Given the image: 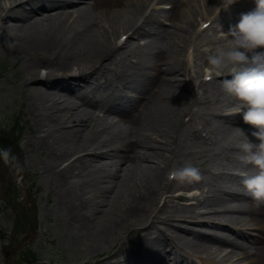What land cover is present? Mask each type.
I'll return each mask as SVG.
<instances>
[{
    "label": "bare ground",
    "instance_id": "obj_1",
    "mask_svg": "<svg viewBox=\"0 0 264 264\" xmlns=\"http://www.w3.org/2000/svg\"><path fill=\"white\" fill-rule=\"evenodd\" d=\"M151 1L0 0V51L22 59L26 76L19 85L28 94V112L35 127L43 133L39 136L46 148L45 170L50 184L58 187V204L66 210L69 227L74 224L95 238L104 239L116 228L134 234L131 254L124 261L110 248L97 254L93 244L91 253L103 255L100 263L195 264L192 255L202 253L211 256L209 264H218L214 258H228L236 248L245 255L247 264H264V204L260 202L264 201V152L256 150L263 156L258 162L243 155V151L253 153L252 147L257 148L255 139L239 137L237 150L232 149L236 156H231L239 172L220 173L217 183L209 179L195 181L198 173L188 171L181 163L186 149L184 109L178 113L170 100L178 101L175 105L184 99L198 102L186 86L192 79L181 58V48L197 35L192 29L200 11L193 7L200 0H158L159 4H169V8L160 12L152 8L139 19ZM260 1L264 3L252 0L240 11H228L236 6L232 5L213 21L215 28L228 31L230 38L241 36L237 45L249 46L252 56L241 57V62H251L257 52L264 51V14L249 11ZM213 3L215 6L216 0H203L201 18L205 21L210 20ZM159 16L169 25L164 26ZM126 31L130 33L116 44L117 34ZM141 36L147 38L141 60L130 65L121 61L107 72L98 73L104 71L106 62L111 65L116 55L120 58V47L130 53L143 47L138 38L134 39ZM221 39L206 43L217 45ZM236 53L229 46L222 49V55L230 58L236 59ZM233 65L228 62L225 68ZM41 69H45L44 74ZM113 76L122 83L112 84ZM252 76L231 72L223 82H217L218 87L236 92L240 98L264 91V81L252 82ZM246 78L248 85L244 83ZM128 85L135 90L132 97L124 91ZM258 98L264 100V95ZM94 107L113 114L120 126L85 132L86 124L98 118ZM253 115L221 114L215 120L221 134H243V126L248 124L262 129V123H253ZM193 135L201 142L205 140L196 129ZM111 165L116 169L110 171ZM165 167L167 176L163 175ZM174 170L175 181L168 178ZM255 171L261 175L263 187L258 188L251 218L263 236L253 238L250 244H240L229 239L230 230L223 221H241L243 198L247 197ZM196 182L197 190L188 195L178 214L159 215L174 197L170 194L174 187L189 191ZM156 223L162 226L156 227ZM225 246L231 249L225 252ZM246 247H251V252ZM105 256L117 259L105 261ZM87 262L89 259L84 260Z\"/></svg>",
    "mask_w": 264,
    "mask_h": 264
},
{
    "label": "rangeland",
    "instance_id": "obj_2",
    "mask_svg": "<svg viewBox=\"0 0 264 264\" xmlns=\"http://www.w3.org/2000/svg\"><path fill=\"white\" fill-rule=\"evenodd\" d=\"M196 10L194 13H197ZM202 10L203 8L199 6L200 14ZM215 36L216 29L211 28L191 39L190 44L193 45L194 50L190 46L193 50L192 60L188 62L192 64V66L189 65L192 70L199 71L198 79L197 76L195 78L196 82L199 78L201 79L204 62L208 63L209 57L208 48L204 49L205 44L200 43L216 40ZM199 40H201L200 43ZM228 44L229 40H224L217 44L218 47H215V54L220 64L226 63L229 59L219 55L222 47ZM185 45L181 48L182 59H184ZM21 63V58L0 51V131L7 132L9 135L7 146L0 150V264H105L99 262L103 255H97L103 248H110L112 252L116 251L117 257L123 261L131 254V238L134 234L123 233L120 228H116L107 233L103 239L95 238L85 230L80 231L74 224L69 227L66 210L63 205L58 204L56 198L55 190L58 187L50 184L48 172L45 170L46 148L43 139L39 136L43 133H39L35 127L28 112V94L19 85L26 76ZM212 70L220 73L217 66ZM41 72L44 74L45 69H41ZM196 94L198 102L184 99L182 103L180 101L179 105H175L178 101L170 100L171 105L178 108V113L182 109L189 111L182 116V125L186 129H184L186 149L181 156V163L184 166L189 164L195 169L203 168L205 170L203 175H199L203 178L205 174V179L211 173L215 176L218 172L238 171L235 169L237 163L231 158V156H236L232 149H236L228 144L239 141L238 133L224 132L221 134L215 120V113L221 110V113L228 114L230 109L242 112L244 107L241 103L247 101L249 96L240 98L236 92L219 89L214 82L203 84ZM230 101L238 105L228 106ZM188 118H190L189 122ZM257 120L264 121L262 118H257ZM101 123H108V130L113 127L109 122L99 120L95 123L88 122L84 127L85 132H94L97 128L103 129L105 124L99 125ZM195 129L205 135V143L190 134L191 130ZM79 154L72 155V158ZM109 169L113 171L116 167L111 165ZM166 171V167L163 168L164 176H167ZM220 177L209 178L216 183ZM183 204L171 199L167 205L162 207L159 215L176 213L177 208ZM246 208L248 207L246 206L245 210ZM242 214L244 223L251 224L249 213ZM145 230L147 229L141 231ZM148 230L153 231L152 228ZM93 244L97 248V254L90 251ZM25 246L30 247L31 254L28 256L24 254L23 258L27 259L23 261L19 253ZM3 248L6 255L2 251ZM105 257L108 258L105 261L117 259ZM86 259H89V262L84 263ZM231 259L242 260L243 255L237 252Z\"/></svg>",
    "mask_w": 264,
    "mask_h": 264
},
{
    "label": "trees",
    "instance_id": "obj_3",
    "mask_svg": "<svg viewBox=\"0 0 264 264\" xmlns=\"http://www.w3.org/2000/svg\"><path fill=\"white\" fill-rule=\"evenodd\" d=\"M8 133L7 132H0V148H5L8 144Z\"/></svg>",
    "mask_w": 264,
    "mask_h": 264
}]
</instances>
